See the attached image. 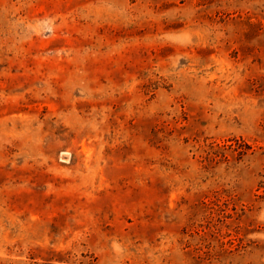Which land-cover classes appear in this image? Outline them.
<instances>
[{"label": "rangeland", "instance_id": "374dc122", "mask_svg": "<svg viewBox=\"0 0 264 264\" xmlns=\"http://www.w3.org/2000/svg\"><path fill=\"white\" fill-rule=\"evenodd\" d=\"M0 264H264V0H0Z\"/></svg>", "mask_w": 264, "mask_h": 264}]
</instances>
